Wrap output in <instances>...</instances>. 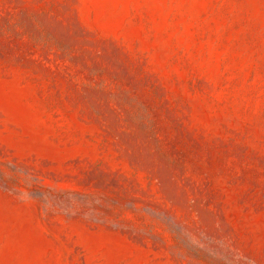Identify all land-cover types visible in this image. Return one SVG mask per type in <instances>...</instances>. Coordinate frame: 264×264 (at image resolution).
<instances>
[{"label": "rangeland", "instance_id": "obj_1", "mask_svg": "<svg viewBox=\"0 0 264 264\" xmlns=\"http://www.w3.org/2000/svg\"><path fill=\"white\" fill-rule=\"evenodd\" d=\"M0 264H264V0H0Z\"/></svg>", "mask_w": 264, "mask_h": 264}]
</instances>
